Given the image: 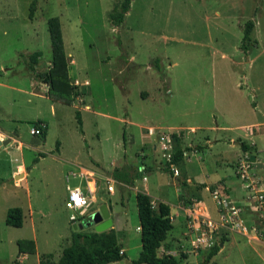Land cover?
I'll use <instances>...</instances> for the list:
<instances>
[{
	"label": "rangeland",
	"instance_id": "1",
	"mask_svg": "<svg viewBox=\"0 0 264 264\" xmlns=\"http://www.w3.org/2000/svg\"><path fill=\"white\" fill-rule=\"evenodd\" d=\"M30 1L0 0V126L13 131L16 140L8 151H0V264L14 259L22 264H56L73 233L94 231L93 227L78 226L98 208L91 206L89 196L84 216L74 223L68 221L64 207L66 171H76L77 164L89 161L83 140L90 156L103 164L95 172L102 175L106 191L111 180L130 186L133 173H143L136 168L143 159L139 153L151 145L154 170L169 172L168 163L157 152L156 139L161 132L179 134L173 154L178 148L186 158L191 155L192 162L202 161L193 167L202 174L204 170L208 175L201 178L206 180L225 175L237 179L232 161L215 158L216 164L211 152L204 151L201 142L205 135L237 132L245 139L239 140L243 144L246 140L255 143L262 151L258 158L264 162V105L260 106L258 97L264 101V0H130L123 21L116 26L108 14L119 0H35L33 16L28 18ZM50 16L58 17L68 76L77 96L73 105H55L56 115L47 119L50 128L42 140L28 133L32 120L48 115L47 104L33 94L36 91L29 77L38 90H46L47 85L26 67V56L39 51L36 70L49 67L46 19ZM246 21H251L252 28L243 53L239 45ZM253 99L259 105L256 109L252 108ZM74 105L78 106L83 135L78 132ZM123 129L131 134L126 152L120 147ZM250 130L259 134L251 135ZM147 137L155 139L149 141ZM56 140L61 146L59 155ZM17 142L37 145L36 150L23 149L28 164L40 157L23 181L18 184L21 175L15 179L18 188L11 186L13 177L8 169L20 160L14 150ZM128 158L134 166H127ZM179 161H172V165L177 168ZM81 173L90 180L89 184L83 182L81 190L92 194L94 173ZM172 190L167 186L164 194L172 196ZM130 199L133 193L128 202ZM206 205L214 213L210 197ZM10 207L21 209L20 227L4 223ZM134 213L130 211L128 222L116 225L124 257L108 264H132L137 257L135 245L140 239ZM183 224L181 238L179 234L172 236L179 242L167 249L176 252L173 257L177 263L191 264L193 255V264H214L204 261L210 247L196 252L190 249L188 240L184 241L187 228ZM21 239L33 240L34 253H17L16 241ZM223 239L219 231L213 245ZM248 254L245 240L231 233L214 261L241 264ZM183 255L188 259L183 260Z\"/></svg>",
	"mask_w": 264,
	"mask_h": 264
},
{
	"label": "crops",
	"instance_id": "2",
	"mask_svg": "<svg viewBox=\"0 0 264 264\" xmlns=\"http://www.w3.org/2000/svg\"><path fill=\"white\" fill-rule=\"evenodd\" d=\"M6 70V69H5ZM5 70H2V72H4ZM25 72V71H24ZM25 74H27L25 72ZM29 77V74H27ZM29 79L32 81V87H34V91L33 92L34 95L40 96L41 99L43 100V102L45 101V103L47 104V112L48 115L45 117H37L36 119L41 120L44 124H45V133H44V137H46V135L48 134L50 125H49V120H47L48 118H53L56 115V111H55V105L56 104H60V102L57 101H52L50 100L46 94H45V89H40L38 90L36 88V86H34L33 84V80L31 79V77H29ZM253 93V91H252ZM259 99L261 98V105L263 106L264 101L262 100L261 96H258ZM79 103H83L82 98L79 99ZM253 101L255 102L254 107H252L253 109H256V106H259L257 101H255L253 99ZM76 102V99L74 100V104ZM259 102V103H260ZM72 103V105H73ZM77 101L78 106L80 105ZM76 105H74L73 107L77 109ZM1 109V106H0ZM78 111V109H77ZM79 112V111H78ZM80 116V113H79ZM35 119V120H36ZM125 117L123 118V121H125ZM34 120H32L30 123H32ZM80 121H81V117H80ZM157 127V126H156ZM249 127V126H248ZM177 128H179L177 126ZM81 132L80 135H83V131H82V121H81ZM189 129H193V127L189 128ZM123 137H124V141L120 143V147L122 148V151L126 152V145L128 142V139H130L131 134L128 135V131H126V129H123ZM216 132V130H214ZM223 132H225V129H222ZM230 132V131H229ZM232 134L231 135H227V134H214L211 137H209L208 135L203 136L204 138H202V142L201 144H203V149L204 151H210L211 155L213 157V159L215 158H221L223 160V158H228V160L232 161V166L234 164L235 158L237 157V155L240 153V151L245 150V149H250L256 152L257 156L260 157V153L262 152L260 149H258L255 146V143L253 141H245L246 142V146L247 148L242 149L241 144H243L241 141L239 140H245L243 139V137H241L237 132H233L231 131ZM248 132V131H247ZM249 133V132H248ZM184 134V133H182ZM251 135H257V134H252V131L250 130ZM264 134V133H263ZM15 133L12 131H7L5 129H3L0 126V141H3L4 144L0 145V151L5 150L8 151L9 149H7L8 147H11V143L13 142L12 140H14V142H16L15 138ZM128 136V137H127ZM185 136V135H184ZM42 138V140H43ZM149 139V141H152L153 139H155V137H147ZM249 138V137H248ZM178 140V139H177ZM84 145L86 147V154L87 156H89V161L87 162L86 165L83 164H77L80 165L78 167V169L76 171L69 169L66 171V174L64 176V194H67V190L69 188L72 187H78L80 190L82 189V187L84 188V183H90V180H88V176L85 175L84 173H81L83 170L87 171V172H91L94 173V183H96V187H95V191L91 194V193H86L85 195L88 197H90L91 199V206H93L94 204L97 205V207L101 204H104L107 208L108 211V215L111 221V225L109 226V228H111L115 234V238H116V242L117 244L120 246V250L123 251V253H125L123 246L120 244V242L117 240V236H116V225L119 224L121 221L123 222H128L129 220V215H130V211H134L136 213V206H135V193L137 191H143L144 193H146L153 202L155 201H160L163 202L164 204H166L169 208V216H170V220H171V229L166 233V236L164 238V240L160 243V246L157 250L158 255L161 254H166V253H170L169 248H173L174 244L176 242L175 239H173V235H177L180 233L181 231V227L182 225H184V214H185V209L188 205H190L193 201H198L200 202V204H202V209L203 212L205 214H207L210 218L215 219L216 218V214L215 211L214 213H212L208 206H205V201L210 197L209 196V186L210 185H214V187L218 186L220 188L223 189L224 192H226L229 197L233 200L234 203H236L237 205H240L241 207L244 208V219L246 224H251L254 220L255 217L253 215V213L250 210V207L248 206V203L245 201L244 198V192L241 188L240 182L239 180L234 176L233 177L236 178L237 180H232L228 175H225V177H214L213 180H206L205 178H201V176H206L208 174L205 173V171L203 170V174L202 171H196L195 167L193 166H197L198 167V163H202V161H193L191 160V155L189 157L186 158V155L183 153L182 151V156L180 157V161L178 162L179 165L177 166V171H178V175H172L170 172L166 173V172H158L156 170H154L153 168V159L151 157V152H153V148L154 146L151 145L150 149H142L141 152L139 153L143 159L142 161L139 162V165L136 168L142 167L143 165V173H133L132 170H129L133 173V175L130 178V186L127 184H123L121 182H116L111 180L110 185L108 186L109 191H106V188L102 186V175L98 174L95 172L96 167L99 166H103V164H101L99 161L93 159L90 154L88 153V149H87V144L85 142V140H83ZM177 142V141H176ZM200 142V141H199ZM56 155H59V150L61 148L60 146V142L58 140H56ZM12 148V147H11ZM229 149L232 151H226V149ZM23 149H30V150H36L37 149V145H30L29 143L27 144H22L20 142H17V145L15 146V151H17L19 153L20 156V160L19 162H17L14 165H11L8 167L9 169V174L13 177V183H12V187H16L18 188L19 186L15 185V175L20 174L21 175V179H19L20 181L18 182V184L23 181L28 172L30 171L31 167H33V165H35L38 161V159L40 157H38L36 159L35 162H32V160L30 161V164L27 163V161L24 160V154H23ZM155 150H156V146H155ZM146 152H148L147 157L144 158V156H146ZM233 152L232 155H227L228 157H221L222 155L226 156L225 154L227 153H231ZM184 154V156H183ZM193 155V154H192ZM116 158V157H115ZM34 159V158H33ZM260 161L262 164H264V162H262V159L260 158ZM127 162V161H126ZM115 163V161H114ZM215 163L216 159H215ZM228 164V163H226ZM116 166L113 165V168ZM127 166H134L128 158V162H127ZM92 170V171H89ZM19 175V176H20ZM71 175H75L74 177H71ZM79 175V176H76ZM144 175V176H142ZM18 176V177H19ZM155 176V179L154 177ZM17 177V178H18ZM79 177V179L77 178ZM144 177V179L142 178ZM162 180H164V184L161 183L163 182ZM71 182H74L73 184H71ZM99 183V185H98ZM161 183V184H160ZM4 185V184H3ZM203 185V186H201ZM99 186V188H98ZM122 186V187H120ZM172 187V191H173V195L172 196H167L164 194V191L166 190V187ZM118 188L121 189L122 193H119ZM165 188V189H164ZM81 192L83 193V191L81 190ZM98 193L101 195H98ZM133 193V199L131 201L130 199V208H129V198L131 197ZM84 194V193H83ZM103 195V196H102ZM66 196L64 197V202H65ZM92 211H94L95 209H91ZM90 210V212H92ZM133 213V212H132ZM134 213V215H135ZM137 217V214H136ZM135 222L137 223L135 226V230L137 232H139V227H138V220H135ZM221 231V230H220ZM222 233L224 234V239L217 244L218 246V250L217 252L210 258L211 262H214V258L215 256L219 253V251L222 249L224 243H226V241L229 238V235L235 234L237 239H244L248 248H249V253L247 256L244 257V260L242 261L241 264H250V262L252 263H263L264 262V241H253V240H247L244 236L235 233V232H230L229 230H222ZM180 235V234H179ZM179 239L181 238V235L178 237ZM135 247L138 249V252L140 250V242L135 245ZM173 251V250H172ZM175 256V255H173ZM192 259L189 261L190 263H194V259L195 256L191 255ZM183 260H187L188 256L183 255ZM112 263V262H110ZM108 264V263H107Z\"/></svg>",
	"mask_w": 264,
	"mask_h": 264
},
{
	"label": "trees",
	"instance_id": "3",
	"mask_svg": "<svg viewBox=\"0 0 264 264\" xmlns=\"http://www.w3.org/2000/svg\"><path fill=\"white\" fill-rule=\"evenodd\" d=\"M130 0H119L114 5L112 11L108 14V18L113 25H119L129 8ZM36 1L31 0L28 6V18H32L35 10ZM252 28L251 21H246L243 25L242 36L239 48L243 53L247 51L249 42V33ZM46 29L50 46V65L46 71H37L35 65L39 51H33L27 54L28 63L26 67L34 74L35 79L45 83L47 89L46 96L52 100L60 102L64 105H71L77 93L68 76L69 65L66 60V54L63 47V41L60 30L58 17L50 16L46 19ZM75 122L78 131L81 132L80 116L77 110L74 111ZM34 122H42L39 119ZM43 123V122H42ZM44 124V123H43ZM45 124L42 128L40 137H44ZM174 142L178 137L173 136ZM121 140L124 141L123 131ZM242 149L247 148L245 144H241ZM182 151L175 149L172 161L177 162L181 157ZM36 158L32 160L35 162ZM203 186V185H201ZM210 185L209 188H213ZM135 206L139 227L140 250L135 259L131 260L132 264H178L171 254L158 255L157 250L160 243L164 240L166 233L171 229V220L169 216V208L160 201L153 202L151 198L143 191L135 193ZM4 223L12 227H20L22 224V211L19 207H10L5 211ZM17 253L32 254L34 253L33 240L21 239L16 241ZM218 246L212 245L205 254L204 261L208 262L210 258L217 252ZM124 257L123 251L116 242L115 234L110 228L102 232H76L73 233L68 245L61 249L56 264H107L115 262ZM1 264H22L17 259L9 263ZM193 264V263H191Z\"/></svg>",
	"mask_w": 264,
	"mask_h": 264
},
{
	"label": "built area",
	"instance_id": "4",
	"mask_svg": "<svg viewBox=\"0 0 264 264\" xmlns=\"http://www.w3.org/2000/svg\"><path fill=\"white\" fill-rule=\"evenodd\" d=\"M43 126L42 122L31 123L28 130L29 135L40 136ZM175 134L177 133L161 132L156 142L160 159L168 163L169 172L177 176L178 171L172 165L173 136L178 137L179 135ZM143 168V166L139 167L141 172ZM233 173L240 182L245 201L255 220L249 225L246 224L243 216L244 208L234 203L222 188L213 187L209 189V196L214 206L215 219L203 212L202 204L198 201H193L185 209L184 222L187 228L185 232L187 239L184 241L188 240L192 251L211 247L214 244L215 235L220 230L238 233L247 240L264 241V164L261 163L255 151L245 149L240 151L235 158ZM89 202V198L78 187L69 188L64 202V207L68 212V221L74 223L83 217ZM168 254L173 256L176 252L170 251Z\"/></svg>",
	"mask_w": 264,
	"mask_h": 264
},
{
	"label": "water",
	"instance_id": "5",
	"mask_svg": "<svg viewBox=\"0 0 264 264\" xmlns=\"http://www.w3.org/2000/svg\"><path fill=\"white\" fill-rule=\"evenodd\" d=\"M4 142L0 141V145H3ZM20 174L15 175L14 178H17ZM111 225V221L108 215L107 208L104 204L98 206L97 210L89 213L87 217L79 225V228L93 227L94 232H102L106 230Z\"/></svg>",
	"mask_w": 264,
	"mask_h": 264
}]
</instances>
